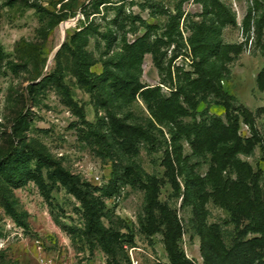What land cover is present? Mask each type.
Here are the masks:
<instances>
[{
	"label": "rangeland",
	"instance_id": "1",
	"mask_svg": "<svg viewBox=\"0 0 264 264\" xmlns=\"http://www.w3.org/2000/svg\"><path fill=\"white\" fill-rule=\"evenodd\" d=\"M90 1L0 0V156L20 137L28 161L20 181H0V264H174L166 250L174 239L169 229L180 233L174 245L187 261L182 264H264V114L257 112L264 92L256 85L264 57L253 34L254 13L248 39L244 31L253 0H219L236 26L222 28L217 56L209 61L221 65V89L254 117L263 151L256 145L251 154L237 153L222 172L216 138L231 137L221 134L220 124L204 131L201 148L208 151L193 150L183 135L187 125L210 124L212 117L226 125L223 107L196 83L188 46L191 22L203 18L201 5L111 0L100 6L93 18L98 32L86 47L90 71L101 74L109 60L114 72L97 92L79 82L73 48L62 47L80 30ZM177 9L181 17L170 20ZM143 36L142 46L129 47ZM239 44V54L229 52ZM140 54L141 62L127 71L131 55ZM56 69L50 82L37 86ZM57 75L67 95L56 87ZM177 87L182 94L173 93ZM66 96L75 107L65 104ZM130 128L141 133L130 138ZM237 135L240 151L248 150L251 134L240 121ZM41 148L40 158L31 153ZM146 196L153 201L148 217Z\"/></svg>",
	"mask_w": 264,
	"mask_h": 264
},
{
	"label": "trees",
	"instance_id": "2",
	"mask_svg": "<svg viewBox=\"0 0 264 264\" xmlns=\"http://www.w3.org/2000/svg\"><path fill=\"white\" fill-rule=\"evenodd\" d=\"M8 5H12L17 2V0H7ZM197 2L202 7L203 18L200 22H191L189 26L190 36L188 38V46L191 50V57L195 63V73L197 74L196 83L203 82L204 86H206V91L210 94L217 102L215 105H219L224 109V117L225 124L221 125L219 119L212 117L210 124L203 123H193L191 125H187L184 127L183 135L185 141L190 144L191 148L195 150L197 148L200 151H208L209 148L203 149L201 148L205 142L206 138H204V131L207 128H210L214 124H220L222 131L221 134L228 135L230 134L231 139L224 140L218 137L216 138L215 145L217 146L218 158H219V167L220 172H222L224 167L226 166L228 160L234 158L237 153L243 152L246 154H251L253 148L256 145H260L261 150L263 151L262 140L258 135V131L256 129L254 117L251 113L244 108L240 104H236V101L232 95L224 92L219 83V79L222 78L221 75V65L216 63L215 61L210 62L211 58L217 56V49L220 47V32L222 28L226 25L236 26L235 18L228 9L225 8V5L219 0H197ZM111 0H91L87 5L82 7V17L83 19L78 20L81 25L80 30L76 31L70 38L69 43H64V46H70L73 48V57L75 58V71L76 76L80 83L89 84L90 89L95 91H102L103 85L113 79V69L109 66L108 61L105 60L103 62V71L101 74L96 75L90 71L91 66L94 64V61L91 55L86 51V47L90 39L94 38L98 32V26L94 23V17L96 14H99V7H107L106 5L111 4ZM32 8L36 9L37 12H45L44 9L39 7L38 5H31ZM260 10V11H259ZM254 13L253 16V34L255 38L256 45L259 46L261 50V55L264 57V45L261 43V38L264 30V0H253L252 8L249 9L248 18L245 21V33L247 39L249 37V24L251 21V14ZM92 16L91 20L90 17ZM169 19L172 21L179 20L181 17V12L177 9V13L174 15L169 14ZM140 26L147 30V26L144 25L143 21L140 20ZM144 41V36L141 39L136 40L130 48H135L138 46H142V42ZM183 46V45H182ZM98 48V45H97ZM229 52H235L239 54L242 51L243 44L239 45H231L227 47ZM61 50H59L55 57V63L57 67L60 66V54ZM143 54V53H142ZM142 54L139 55L138 59L131 55L130 57V66L127 68V71H131L135 68V63H140ZM136 61V62H135ZM153 62L158 70H161L160 65L157 63V59L154 56ZM11 68H14V65H10ZM136 68H138L136 66ZM58 72V69L51 72L49 76L41 79L37 86H42L46 82H50V77L54 75V73ZM115 74V73H114ZM55 79L56 87L60 89H64L67 95V88L64 86L59 78V75L56 76ZM256 85L258 90L264 92V68L258 73L256 77ZM32 86L28 87V94H30V90ZM140 89V88H138ZM182 87L175 88L173 93L182 94ZM148 90V89H147ZM32 99V98H31ZM65 104L70 107H75V103L66 96ZM192 109H194L192 107ZM257 112L264 114V107L257 109ZM242 122L246 127H248L250 131V137L246 139L249 149L245 151H240V148L243 145V140L237 135V127L238 123ZM97 131V130H96ZM130 138H134L137 133H141V131L135 129H127ZM228 133V134H227ZM98 138L101 139V135L97 134ZM19 143L10 151L9 153L0 156V181L2 180L4 183L9 182L11 180L20 181L24 177V172L28 167V161L26 156L24 155V149L22 147V140L18 137ZM21 140V141H20ZM21 142V143H20ZM218 144V145H217ZM42 148L38 151H31L34 155L40 158L42 155ZM211 150V149H210ZM167 167L171 168V160L167 157ZM173 182V190L176 196H179L181 189L179 183L176 181L175 177L172 175ZM148 193V192H147ZM185 201V197L182 198ZM153 208V201L146 196V204L144 209V216L148 217L151 214ZM264 211V206L262 208ZM264 215V213H263ZM262 230H256L255 232H262ZM169 240L170 238H174L171 241L167 242V252L169 256L174 261V264H182L185 263V259L183 258L182 253L177 252L176 247L174 245L176 237L180 235L179 232L174 229H169ZM264 238V231L261 234V239ZM187 262V261H186Z\"/></svg>",
	"mask_w": 264,
	"mask_h": 264
},
{
	"label": "water",
	"instance_id": "3",
	"mask_svg": "<svg viewBox=\"0 0 264 264\" xmlns=\"http://www.w3.org/2000/svg\"><path fill=\"white\" fill-rule=\"evenodd\" d=\"M73 22H74V21H67L66 24H68V25L70 26V24H72ZM65 37H66V34L63 35V37H62V39H61V42H60V44L58 45L56 51L59 50V48L62 46V44H63V42H64V40H65ZM51 60H52V58L49 59V61H48V63H47V68H48V66H49V64H50V62H51Z\"/></svg>",
	"mask_w": 264,
	"mask_h": 264
},
{
	"label": "built area",
	"instance_id": "4",
	"mask_svg": "<svg viewBox=\"0 0 264 264\" xmlns=\"http://www.w3.org/2000/svg\"><path fill=\"white\" fill-rule=\"evenodd\" d=\"M45 264H47V263H45Z\"/></svg>",
	"mask_w": 264,
	"mask_h": 264
}]
</instances>
